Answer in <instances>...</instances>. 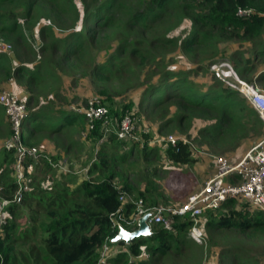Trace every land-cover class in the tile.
I'll use <instances>...</instances> for the list:
<instances>
[{"label": "trees", "instance_id": "1", "mask_svg": "<svg viewBox=\"0 0 264 264\" xmlns=\"http://www.w3.org/2000/svg\"><path fill=\"white\" fill-rule=\"evenodd\" d=\"M172 2L182 5L184 15L191 21L190 34L184 41V47L191 52L192 60L194 57H200L201 62L206 61L205 65L208 66L211 61L207 59H210L212 54L202 52L200 49L213 45L214 41L235 39L250 42L252 55L264 62V0H145L144 9L134 11L127 25L134 24L145 28L147 24L145 22L160 20L161 17L167 16L166 11L168 12ZM240 9H247L249 13L238 14ZM3 17L6 21L0 29L5 30L2 32L9 35L15 29V14L13 12L0 13V18ZM131 40L135 41L134 38ZM137 41L140 42V40ZM14 42L18 45L16 52L18 56L21 50L26 51L23 48L26 45L21 47L17 38ZM169 43H174V39L157 37L151 39L149 44L164 46ZM50 45L56 47L54 42ZM122 47L121 42L117 49ZM43 49L44 46H41L40 51ZM129 54L132 57L138 56L139 64L146 63L151 57L137 46L132 47ZM5 57V54H0V83L4 84L9 77L15 76L23 80L27 92L25 94L27 111L22 123L23 142L31 145L29 142H32L30 141L32 132L43 131L46 124L50 134L60 133L71 118L78 115L66 106L71 99L66 96L69 84L60 80L62 71L57 67L56 72H53L58 82L47 97L52 106L49 110L47 109L49 111L47 112L45 106L38 105L39 97L34 91L42 79L41 64L30 69L16 61L14 69H10L3 63ZM111 59L108 58L109 61L104 64L97 62L93 65V71L105 76L110 75L112 72L109 66ZM244 61L245 64L242 66L237 63L232 64L237 73L243 76L255 64L249 57H245ZM197 65L198 63L195 66ZM193 66H188V68ZM209 72L205 73L202 80L186 81L170 72L167 66L161 69L155 68L150 71L151 76H147L141 88L137 90L139 93L135 96L137 98H134L136 101L131 99L116 105L115 100L104 95V90L100 89L98 93L103 95H93H96L99 101L108 108L114 123L124 110L130 109L139 116V109L149 113L157 112L155 115L158 121L154 123L152 120L142 119L144 130L140 128L138 141L117 139L113 132H110L109 136L102 141H98L102 130L96 122L86 136L98 147L95 151L96 158L89 166V172H95L93 176L77 181L72 186L69 185L71 180L68 178L54 181L46 188L34 186L29 190H22L14 199L12 196L16 191L17 183L8 172L13 171L16 149L8 142L11 137L10 124L0 105V119L3 120L0 125L4 127L2 139L7 140V144L0 149V198L10 200L5 206V220L0 226V264H96L102 244L117 230L116 226L111 224L110 214H117L118 209L121 208L120 215L125 218L129 217L135 211V201L138 198H141L146 206L158 204V198L148 187L135 190L133 193L134 189L126 180H118L116 170H113L111 162L108 163L106 154L103 152V146L111 141H114L115 145H120V150L123 151L120 155L122 160L128 157L127 154L132 144L141 142L140 150L143 159H149L147 155L149 152H156L158 148H162L164 156L170 162L189 163L194 158L187 141L176 137L175 142L171 144L163 139L165 135H161V131L172 121L179 125L182 121L197 118L205 122L199 128L198 133L208 135L200 141L218 145L219 142L228 140L229 149L237 148L240 138L246 135L242 132L238 133L239 128H243V120L240 115L238 116L242 111L240 102L243 98L240 99L235 90L224 84L217 89L210 79L211 73ZM255 81H264V71L256 74ZM2 88H5L4 85L0 87V90ZM262 88L264 89V84ZM85 99L86 97H83V100ZM174 106L178 107L179 111L173 112ZM158 111L161 112L160 115ZM207 121L212 122L207 124ZM248 133L249 137L253 136L257 139L256 141L264 138V128L253 129ZM154 138L161 140L156 143L153 141ZM97 156H99L98 159ZM50 157H52L51 160L54 159L53 156ZM38 165H43L45 170H53L46 160L32 161L29 158L23 162V169L30 166L34 168ZM129 194L133 196L129 197ZM121 195L124 196L123 200L119 199ZM234 200L226 198L217 208L206 209L203 226L211 231L221 228H238L243 232L253 231L254 227H261L260 224L264 223V213L261 209L255 211L254 215H249L245 210L235 209ZM244 205L245 209L251 206L246 201L241 204V206ZM22 206L27 209V218L21 227L15 223L14 218L19 216ZM219 209L223 210L219 211ZM120 223L128 230L133 228V225H126L121 220ZM190 224L191 219L187 216L173 215L170 230L157 223L151 225L149 235L134 237L128 244L122 241L108 242L109 245L125 247L110 254L106 262L156 264L171 254L183 256L192 248L191 243L196 244L188 236ZM142 252L148 253V257L151 258L138 259L132 263L127 257L128 254L135 257L141 255ZM232 263L233 261L230 262ZM167 264H175V262ZM248 264H264V260L253 258Z\"/></svg>", "mask_w": 264, "mask_h": 264}, {"label": "rangeland", "instance_id": "2", "mask_svg": "<svg viewBox=\"0 0 264 264\" xmlns=\"http://www.w3.org/2000/svg\"><path fill=\"white\" fill-rule=\"evenodd\" d=\"M144 6L145 0L1 1L0 13L15 14L14 31L8 35L2 32L5 30L0 29V54L6 55L3 63L10 69H14L16 61L30 69L41 64L42 79L34 91L39 97L38 105L45 106L47 112L51 106L47 97L58 82L53 75L57 67L62 71L60 80L69 84L66 96L71 101L66 103L67 108H70V105L83 107L85 103L83 97L93 94L108 95L111 100H115V105L128 102L137 98L135 97L139 93L137 90L141 88L145 78L151 76L150 71L164 66L183 80H202L205 73L210 71L209 64L207 66L206 61L201 62L200 57H194L192 60L191 52L184 47V41L190 34L191 21L184 15L182 5L172 2L168 12L166 11L167 16L161 17L160 20L145 22L147 23L145 28L140 25H127L130 15L134 11L144 9ZM5 21V17L0 18V26L5 25ZM157 37L172 38L174 43L151 46L150 40ZM15 38L19 40L21 47L26 45L23 47L26 51L21 50L19 56L16 54L18 45L14 42ZM132 38L135 39L134 42ZM52 42L56 47H51ZM121 42L123 47L117 49ZM41 46H44L43 51H40ZM134 46L142 48L146 54L151 55L146 63L139 64L138 56L132 57L129 54ZM65 50L68 51L65 52ZM200 51L211 53L212 57L207 59L211 62H228L241 80L253 82L262 88L264 81L255 80L256 74L263 71L264 62L252 55L250 42L235 39L219 40ZM64 56L65 59H63ZM245 57L251 58L255 64L243 76L237 73L232 64L244 65ZM108 58H112L109 66L113 73L105 76L93 71L94 64L97 62L104 64L109 61ZM196 63H198L197 66H195ZM188 66L193 67L188 68ZM209 73L212 74L210 79L217 89L223 85L221 79L211 71ZM1 84L25 102L27 92L22 79L13 76L9 77L6 83H0V87H2ZM100 89L104 90L103 94L98 93ZM237 96L240 99L243 98L240 102L242 111L238 114L243 120V128H239L238 133L246 134L238 141L240 143L237 148L229 149L228 140L221 141L218 145L200 141L205 136L208 137L198 133L199 128L205 124L200 119L182 121L179 125L172 121L162 129L161 135L172 134L186 140L194 159L184 164L172 163L164 156L162 148H158L156 152H149L147 154L149 159H143L140 150L141 142H138L132 144L128 157L122 160L120 155L123 151L120 150V145H115L114 141H111L103 146V152L106 154L108 163L111 162L113 170H116L118 180H126L134 189L133 193L135 190L148 187L158 198V204L177 206L183 203L189 195L200 190L204 180L215 172L214 157L222 156L229 163H235L257 140L253 136L249 137L248 132L264 128V122L256 111L239 92ZM173 109V112L179 111L176 106ZM139 113L144 121L152 120L154 123L158 121L155 115L157 112L149 113L139 109ZM160 113L158 111V115ZM76 114L78 115H74L60 133L50 134L47 124L44 125L43 131L32 132L30 140L32 142L29 143L48 156H53V161L59 164L53 170H45L43 165L34 166V168L32 166L33 169L30 166L23 170L26 190L34 186L49 187L52 182L62 178L70 179L69 185L72 186L75 182L95 174L93 171L89 172V166L96 158L95 151L98 147L90 139L81 135L86 122L82 115H79L80 113ZM2 121L0 119V123H3ZM211 122L207 121V124ZM3 129L4 127L0 125V149L7 144V140L2 139ZM138 132L136 131L135 134L137 135ZM34 139H36L35 142H33ZM8 173L9 176L14 177L13 171ZM132 196L133 194H129V197ZM243 202L245 203L241 198L235 199L234 208L254 215L258 209L251 206L245 209V205L241 206ZM20 210L19 216L15 217L14 221L22 227L27 218V209L22 206ZM221 210L223 209H219ZM261 211L264 213V210ZM203 221L204 212L200 214L197 221V225L203 230L201 243H191L192 248L183 256L171 254L156 264H167L172 261L175 264H230L231 261H233L232 264H248L253 258L264 260V223L260 224L262 228L254 227L253 231L243 232L238 228H221L211 231L203 226ZM105 244L110 254L125 247L109 245L108 242ZM148 256L146 252L135 257L127 255L132 263L138 259L151 258ZM231 256L233 257L230 258ZM104 264H112V262L105 261Z\"/></svg>", "mask_w": 264, "mask_h": 264}, {"label": "built area", "instance_id": "3", "mask_svg": "<svg viewBox=\"0 0 264 264\" xmlns=\"http://www.w3.org/2000/svg\"><path fill=\"white\" fill-rule=\"evenodd\" d=\"M248 13L249 10L247 9L238 10V14ZM209 68L216 77L221 79L224 85L239 92L264 122L263 88L258 87L253 82L241 80L228 62L213 61L209 63ZM0 105L3 107L10 124L11 137L9 143L16 149L13 175L17 188L12 196V199H14L22 190H26L23 177V162L26 158L32 161L46 160L52 168L59 163L51 160L50 156L42 152V150L33 145H26L23 142L22 123L27 111L23 100L18 99L10 89L2 88L0 90ZM70 109L83 115L86 124L81 135L84 137L90 133L96 122L99 123V129L102 131L98 141H102L105 137L109 136L110 132H113L117 139L138 141L139 135H136L135 132L140 131L141 127L144 130L142 118L131 109L124 110L114 123L108 108L99 101L96 95L86 97L83 107L70 105ZM163 139L173 144L176 136L166 134ZM160 140V138L153 139L156 143H159ZM263 140L264 138L252 144L235 163H229L222 156L214 157L215 172L204 180L200 190L189 195L183 203L177 206L162 204L146 206L144 201L138 198L135 201V211L129 217L125 218L120 215L121 208L118 209L117 214L109 215L112 226H116V223L121 220L126 225H133L134 227L138 216L146 211H150V215L146 220L150 229L152 224L158 223L163 228L170 230L172 229L173 215L187 216L191 219L188 236L195 243H201L203 240V230L197 225L198 217L206 209L217 208L226 198H241L252 207L264 210ZM119 199L123 200L124 196L121 195ZM9 201V199L0 198V226L5 220V206ZM109 238H106L102 244L96 264H104L106 258L110 255V252L107 251L108 247L105 244L109 242Z\"/></svg>", "mask_w": 264, "mask_h": 264}, {"label": "water", "instance_id": "4", "mask_svg": "<svg viewBox=\"0 0 264 264\" xmlns=\"http://www.w3.org/2000/svg\"><path fill=\"white\" fill-rule=\"evenodd\" d=\"M149 215L150 211H146L138 216L135 226L130 230L124 228L120 222H117V230L114 235L110 237V243L122 241L128 244L134 237L149 235L151 233L150 226L146 222Z\"/></svg>", "mask_w": 264, "mask_h": 264}, {"label": "clouds", "instance_id": "5", "mask_svg": "<svg viewBox=\"0 0 264 264\" xmlns=\"http://www.w3.org/2000/svg\"><path fill=\"white\" fill-rule=\"evenodd\" d=\"M117 228V227H116ZM109 240H110V238H109ZM110 242V241H109Z\"/></svg>", "mask_w": 264, "mask_h": 264}, {"label": "crops", "instance_id": "6", "mask_svg": "<svg viewBox=\"0 0 264 264\" xmlns=\"http://www.w3.org/2000/svg\"><path fill=\"white\" fill-rule=\"evenodd\" d=\"M263 143H264V140H263Z\"/></svg>", "mask_w": 264, "mask_h": 264}]
</instances>
